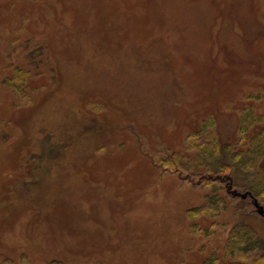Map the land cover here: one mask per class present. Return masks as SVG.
I'll return each instance as SVG.
<instances>
[{
  "label": "rangeland",
  "instance_id": "obj_1",
  "mask_svg": "<svg viewBox=\"0 0 264 264\" xmlns=\"http://www.w3.org/2000/svg\"><path fill=\"white\" fill-rule=\"evenodd\" d=\"M248 104L264 0H0V264H251L229 232L264 210L192 213L210 186L163 170Z\"/></svg>",
  "mask_w": 264,
  "mask_h": 264
},
{
  "label": "trees",
  "instance_id": "obj_2",
  "mask_svg": "<svg viewBox=\"0 0 264 264\" xmlns=\"http://www.w3.org/2000/svg\"><path fill=\"white\" fill-rule=\"evenodd\" d=\"M238 120L236 138L225 140L207 116L186 137V147L195 150L194 155L181 160L171 153L163 159V170L176 173L184 183L210 186L205 202L192 213L215 215L224 209L226 199L231 203L242 200L250 209L264 210V125H260L264 113L256 114L248 104L241 108ZM227 250L247 257L251 264L264 262V238L243 221L230 230ZM49 264L63 263L52 260Z\"/></svg>",
  "mask_w": 264,
  "mask_h": 264
}]
</instances>
